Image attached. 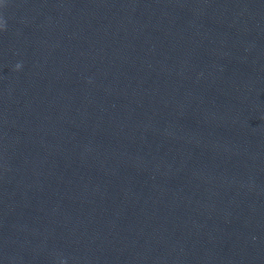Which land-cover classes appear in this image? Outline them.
<instances>
[{
    "label": "water",
    "instance_id": "water-1",
    "mask_svg": "<svg viewBox=\"0 0 264 264\" xmlns=\"http://www.w3.org/2000/svg\"><path fill=\"white\" fill-rule=\"evenodd\" d=\"M0 23V264H264V0Z\"/></svg>",
    "mask_w": 264,
    "mask_h": 264
},
{
    "label": "clouds",
    "instance_id": "clouds-1",
    "mask_svg": "<svg viewBox=\"0 0 264 264\" xmlns=\"http://www.w3.org/2000/svg\"><path fill=\"white\" fill-rule=\"evenodd\" d=\"M2 26H3L2 23H0V27H2ZM17 67H19V65H17ZM60 264H67V261L62 260V261L60 262Z\"/></svg>",
    "mask_w": 264,
    "mask_h": 264
},
{
    "label": "snow or ice",
    "instance_id": "snow-or-ice-1",
    "mask_svg": "<svg viewBox=\"0 0 264 264\" xmlns=\"http://www.w3.org/2000/svg\"><path fill=\"white\" fill-rule=\"evenodd\" d=\"M4 2V0H0V3H3Z\"/></svg>",
    "mask_w": 264,
    "mask_h": 264
}]
</instances>
